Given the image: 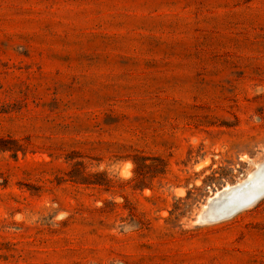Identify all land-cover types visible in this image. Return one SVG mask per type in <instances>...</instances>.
<instances>
[{"label":"rangeland","instance_id":"374dc122","mask_svg":"<svg viewBox=\"0 0 264 264\" xmlns=\"http://www.w3.org/2000/svg\"><path fill=\"white\" fill-rule=\"evenodd\" d=\"M264 0H0V264H264Z\"/></svg>","mask_w":264,"mask_h":264},{"label":"water","instance_id":"95a60500","mask_svg":"<svg viewBox=\"0 0 264 264\" xmlns=\"http://www.w3.org/2000/svg\"><path fill=\"white\" fill-rule=\"evenodd\" d=\"M222 195H213L202 212L209 215V220L216 222L229 219L237 213L254 206L264 198V161L253 170V176H247L241 182L233 184L230 190L221 189Z\"/></svg>","mask_w":264,"mask_h":264},{"label":"bare ground","instance_id":"6f19581e","mask_svg":"<svg viewBox=\"0 0 264 264\" xmlns=\"http://www.w3.org/2000/svg\"><path fill=\"white\" fill-rule=\"evenodd\" d=\"M260 164H261V162L258 163L257 167L260 166ZM252 176H253V172H251V173L249 174V177H252ZM231 187H232V185H227V186H225L224 188H225V190H230ZM216 195H217L218 197L221 196V195H222L221 190H219V191L216 193ZM212 197H213V196H212ZM212 197L210 198L211 200H212ZM201 219H205V221L209 220L210 218H209L208 212H207V213H203V212H202L201 215H200V220H201Z\"/></svg>","mask_w":264,"mask_h":264}]
</instances>
